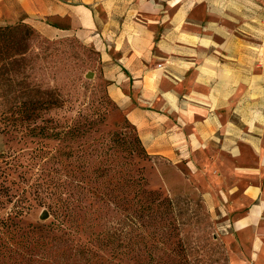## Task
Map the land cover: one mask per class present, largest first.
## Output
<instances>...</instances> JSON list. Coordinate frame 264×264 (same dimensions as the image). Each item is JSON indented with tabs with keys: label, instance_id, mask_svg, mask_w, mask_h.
Listing matches in <instances>:
<instances>
[{
	"label": "crops",
	"instance_id": "1",
	"mask_svg": "<svg viewBox=\"0 0 264 264\" xmlns=\"http://www.w3.org/2000/svg\"><path fill=\"white\" fill-rule=\"evenodd\" d=\"M19 23L94 43L148 153L231 200L264 262V0H0V26Z\"/></svg>",
	"mask_w": 264,
	"mask_h": 264
},
{
	"label": "trees",
	"instance_id": "2",
	"mask_svg": "<svg viewBox=\"0 0 264 264\" xmlns=\"http://www.w3.org/2000/svg\"><path fill=\"white\" fill-rule=\"evenodd\" d=\"M16 26L32 30L25 23L0 26V87L14 89L0 99V135L34 147L0 153V209L7 210L0 214V264H153L163 250V227L176 225L168 216L175 204L149 189L139 165L150 155L138 132L126 119L136 132L81 143L93 122L63 123L52 115L65 105L61 92L20 79L29 49L17 43ZM66 142L77 149L60 146ZM36 208L52 218L46 227L52 238L20 225Z\"/></svg>",
	"mask_w": 264,
	"mask_h": 264
},
{
	"label": "rangeland",
	"instance_id": "3",
	"mask_svg": "<svg viewBox=\"0 0 264 264\" xmlns=\"http://www.w3.org/2000/svg\"><path fill=\"white\" fill-rule=\"evenodd\" d=\"M16 27L17 43L20 48L29 49L25 59L30 69L23 63L18 71L20 79L27 83L25 77L28 76L33 84L61 92L65 105L52 115L63 123L68 120L82 125L93 122L90 136L81 143L87 146V143L107 134L136 132L126 123L123 113L110 98L109 83L101 72L100 52L94 43L87 42L81 36L51 38L34 28L27 33L23 26ZM7 69L14 71L16 68L9 65ZM89 73L94 76L88 78ZM13 90L5 82L0 87V99L7 100L4 95H14ZM26 142L19 143L13 137L0 135V153L19 151L21 148L31 151L34 146ZM55 145L56 142L50 143V147ZM60 146L68 151L71 149L69 146L77 149V144L69 142L60 143ZM139 166L144 168L149 189L161 191L175 204L168 216L176 220V225L163 227V250L152 258L153 264H264L253 253L250 255L238 247L241 238L235 234L234 221L240 213L231 210V200L228 202L220 195L214 201L215 205L212 204L205 187L195 181L186 166H174L151 155L149 159L142 160ZM0 214L5 216L7 210L0 209ZM45 215L47 217L44 219ZM19 221L25 231H32L37 237L53 236L46 232V227L52 222L46 209H33ZM122 224L120 222L118 228ZM38 227L39 230H34Z\"/></svg>",
	"mask_w": 264,
	"mask_h": 264
},
{
	"label": "water",
	"instance_id": "4",
	"mask_svg": "<svg viewBox=\"0 0 264 264\" xmlns=\"http://www.w3.org/2000/svg\"><path fill=\"white\" fill-rule=\"evenodd\" d=\"M94 76V74L93 73H89L88 75H87V77L88 78H92ZM47 216L45 215V216H43V218L45 219Z\"/></svg>",
	"mask_w": 264,
	"mask_h": 264
}]
</instances>
